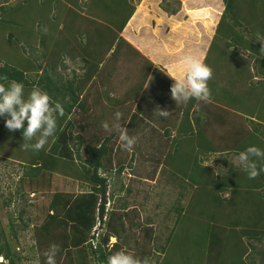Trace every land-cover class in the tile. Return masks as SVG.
I'll list each match as a JSON object with an SVG mask.
<instances>
[{"label":"trees","instance_id":"obj_1","mask_svg":"<svg viewBox=\"0 0 264 264\" xmlns=\"http://www.w3.org/2000/svg\"><path fill=\"white\" fill-rule=\"evenodd\" d=\"M7 1L0 0V14L7 15L9 11L13 16L17 13L25 14L24 25L28 28H25V33L16 31L14 35L9 34L8 39L12 38L18 43L13 50L5 47L0 51V75L7 77V80H0V83L21 82L25 95L33 89H40L50 96L53 104L60 103L64 110L63 116L57 118L55 135L49 138L44 149L32 154L35 158L26 160L25 166L29 171L20 179L18 189L22 190L20 193L22 197L33 192L36 197H42L47 193L46 199L49 198V202L42 206L39 205V201L41 203L39 198H35L36 202L31 203L38 216H31L30 221L38 223H35L33 229L36 235L40 236L34 245L36 248L38 245L41 251L43 247L46 251L50 245H57L59 252L56 259L64 256L69 264H107L109 256L125 252L126 245L122 240V233L125 234L126 228L130 230L128 222L131 226L136 225L133 219L139 212L138 209H131L115 214L119 220V227L116 228L112 225L114 213L105 211L106 195L110 197L115 190L110 184L111 189L107 194V178L102 176L103 173L100 171L107 172L106 163L112 164L108 142L118 132L114 131L112 136H109V132L101 129L103 132L99 130V133H103L104 136L101 144L93 145L89 142L83 147L82 155L78 148L73 154L70 142L71 128L64 124L70 111L85 109L84 115L87 121L92 123V128L99 127L98 124L104 116L93 110L96 106L105 110L113 108V111L108 113L110 120L115 118L117 112L121 116L129 114L154 66L121 34L135 7L130 3L131 0H20L22 4L9 9ZM37 25L47 29L46 39L36 33ZM215 35L223 39L224 45L212 41L202 59V62L212 69V78L208 81L210 100L183 102L179 108L181 111L178 114L179 121L174 129L176 134H172L166 127L153 135L155 139L163 137L165 140V146L161 149L163 153L154 156L152 168H144L142 165V170L132 175L143 174L152 178L158 163L163 166L160 168L163 169L161 174L165 175L169 170L168 166L177 167L178 162L183 159L191 166V160L200 151L204 157L201 159L205 160H208L211 154L222 155L218 159L227 164L228 170L224 175H217L214 183L221 187L222 191L224 186L229 189L231 193L229 206L239 205L234 198L244 191L252 194L245 202V207L243 205L241 209V204L236 209L241 213L235 210L234 216H231L232 213L220 215L225 225L218 224L216 214L219 213L217 204L220 202L213 198L219 194L212 196L213 186L207 185L205 179L207 178L205 176H208V172L206 173L208 169L201 166L199 172L194 169L192 173L191 170L186 171L189 175V181H186L188 184L185 181L171 184L172 194L175 190L177 192L176 195H170L168 199L170 205L166 206V213L161 219L166 222L167 227V222H171L174 230L177 223L186 215H196L199 212L197 219L201 220L200 227L199 224L195 226L196 218L193 217L186 224L187 228L196 229L192 233L173 237L180 245L187 241L189 246L199 242L204 247L198 259L193 258L192 250L185 264H255L252 259L254 248H252L254 252L250 254L251 260L246 259L248 252L246 238L255 239L256 242L264 241V171L255 179H249L245 172L239 167H234L224 157L236 156L250 145L264 149V114L258 110L257 103L261 100V92H264V82L255 86L236 82L234 85L236 88H231V71L223 60L231 44L254 52L257 54L253 65L254 75L246 64L249 61H242L235 71L244 75L245 81L251 76L260 79L264 77V45L257 44L259 39L264 41V0H224ZM66 60L73 66L78 64V68L70 69L66 65ZM115 74L121 78L112 81ZM238 88L241 90L237 91ZM245 88L248 90L247 94ZM83 90L85 93L80 98ZM244 96L249 98L250 103L245 101L243 107L236 108L234 104ZM227 98L231 104L225 103ZM89 106L92 107L91 111H87L91 109ZM125 107L128 108L126 112ZM175 111L174 109V114H177ZM98 116L102 119L98 120ZM5 119L6 116L0 117V133L2 136H10V130L5 127ZM84 133H87L86 130ZM136 150L140 152L139 148H134V151ZM257 166L258 168L264 166V161H258ZM124 168L122 164L114 168V173L118 175ZM131 171L134 172L133 169ZM169 171L174 173V170ZM175 171H178V167ZM31 177L34 180L29 182ZM76 182L84 183L88 189L75 192ZM27 183L28 186L21 188V184ZM53 184L56 187L55 191L50 189ZM63 186L71 193L59 190L63 189ZM117 186V191L121 192L123 183L120 182ZM187 186L196 192L204 193L201 197L203 200L200 201L203 205L196 210L189 205L182 214L184 207L181 201L184 199ZM123 208L125 209V206ZM207 209L210 215L205 218L203 214ZM22 213L23 210L20 211V214ZM104 214L107 217L104 225L109 230L106 228L105 232L100 233L98 241L93 246L89 241L94 237L93 227L97 218L103 222ZM125 219L127 226L124 223ZM227 225L230 227L227 228ZM152 233V227H146L144 230L143 250L141 255H136L140 264H158L152 259L156 255L150 242ZM111 235L116 237V242L108 247L106 243ZM171 235L173 234L169 232L170 242L173 241ZM125 236L128 237L127 234ZM244 237L246 238L243 239ZM165 248L166 245L161 246L160 251L164 252L167 249ZM10 253L7 243L0 245V256L13 264ZM260 255L263 259L264 251L260 252ZM40 257L45 264L42 252Z\"/></svg>","mask_w":264,"mask_h":264},{"label":"rangeland","instance_id":"obj_2","mask_svg":"<svg viewBox=\"0 0 264 264\" xmlns=\"http://www.w3.org/2000/svg\"><path fill=\"white\" fill-rule=\"evenodd\" d=\"M130 3L134 5L137 16L134 15L133 18L130 19L129 26H131V24L133 23V25L137 28V33L136 34L127 33V34H124V37L125 38L127 37L132 43L136 44L142 51L145 50L146 46H147L146 47L147 50L151 49L152 47L154 48L158 40H161L163 44H165L166 46L165 49L168 52H170L172 50H169L167 48L168 46L174 43L175 44L179 43V45L177 46L178 48L181 45L180 41H182L183 46L181 47L183 48L182 54H184V57L187 55L194 56L195 54H197L199 58H202L206 49L209 47L212 41H214L215 43L217 42L220 45H224L223 39L215 35L216 25L218 24L220 14L223 10L224 0H131ZM18 4H22V2L18 0V1H15L13 4H9V1H7L6 3L7 6H10L9 9H11L13 6H16ZM9 9L7 8L8 11ZM155 9L157 10V13H158V10H164L165 13H167L170 16L172 15L171 11L174 12L176 10L174 12L175 16L173 18L168 16L167 14L163 15V19H165V23L167 22L168 24H172L174 22L173 26L176 28L174 29L173 33L166 35L167 32L151 24L152 20L153 21L158 20L157 16H155ZM186 9H188V13H185ZM167 11H169L170 13H168ZM0 20H1L0 21V51L5 47H8L13 50L18 45V43L12 38L8 39L9 34L14 35L16 31L25 33V28H28L27 26L24 25L25 24V14L17 13L15 14V16H13L9 11V14L7 15L0 14ZM179 22H185V23L177 27ZM61 26L62 25L60 24L59 27ZM163 26H165V24ZM128 29L129 27L126 29V31ZM190 32H192V34H188ZM36 33L38 35H42L41 38L46 39L47 29L44 27H39L37 25ZM257 44L259 46L264 45V41L262 39H259ZM195 45H198V46L194 48ZM196 49H199V50H196ZM225 55H226V58L223 61L227 67L229 66L228 68L231 71V80H230L231 81L230 84L232 85L231 88L232 87H234V89L236 88V86H234L236 85L235 84L236 82H244L245 84L247 83L248 86L261 85L264 82V77L260 79L259 77H252V76L246 79L245 81L244 75H241L237 73V71H235L242 61H247V62L249 61L246 64L251 74L254 75L255 70L253 69V65L257 57L256 53L246 51L243 48L236 47L233 44H231L229 46V50L225 52ZM66 62H68V60H66ZM72 68H75V69L78 68V64H76ZM158 77L159 76L155 73L154 77H152V80L157 79ZM257 82H260V83H257ZM217 85H219L218 82H217ZM171 87L172 85L168 84V80H166L165 84L162 85L161 90H159L158 92H161V95L168 93L167 96L172 98ZM240 90L241 89L237 91H240ZM247 92L248 90L246 89V94ZM153 95H154V92H153ZM157 95L158 94L156 93L155 96ZM254 96H256V92L254 93ZM261 96H262L261 100L260 101L258 100L257 102L258 110L260 111V113L264 114V92H261ZM244 98H242L240 101L238 100L234 104L236 108L240 106L243 107V105H245L244 104L245 101L247 103L248 102L250 103V100L248 97L244 96ZM225 103L231 104L229 98L225 100ZM177 105L179 108L180 104H177ZM175 107H176V104L172 106L173 109L171 111V116L174 114V109H176ZM26 123L27 122H25V126H26ZM156 131L161 132L163 130L161 131L156 130ZM171 131H172V134H176V130L173 129ZM10 132H11L10 136L8 135L2 136L0 133V245L3 243L8 244L10 251H11L10 254L13 260V264H43L40 254L41 252L44 254L45 247H43L41 251L38 245H37V248L34 245V244H37V239H39L40 236H37L36 232L33 229V226L35 227V223L37 222L34 220L30 221L31 216L32 217L38 216V213L36 212L34 207L31 205V203L33 201L36 202L35 198H39L41 200V203L39 201V205L42 206L46 204L47 202H49V198L46 199L47 193H45L44 196L41 195L42 197H36V195L31 197V195L28 196L27 194H25L24 197H22L20 195V193L22 192V190L18 189L20 186V179L23 177L25 172L29 171L27 167L25 166L26 160L29 161L30 158H35V156L32 155L33 153H35V151L24 149L23 144L25 142H23L22 130H16V131H10ZM153 135L154 134L151 133L149 130H146V131L140 130V133L138 134V136L135 135L136 143L131 149L132 152L134 148L146 150V147H148L146 143H151L152 141L154 142L149 145V150H151L150 152H152L150 153V155L145 154L144 157L142 158L141 157L142 153L138 152L137 150L134 151L135 155L133 157L135 160H132V162L130 163V166H131L130 168L134 170V172L132 173H139V171L142 170L141 169L142 165L145 163H147V166H149V168H152L153 162H154V156L155 155L159 156V153L162 152L161 149L163 146H165V140L163 139V137L158 138L160 140L156 138L158 141V144H157L156 139L154 138L155 136L153 137ZM74 143H75V139H74ZM110 147H111V144L109 145L108 148ZM196 154H197L195 155L196 158L194 157L191 160L192 161L191 166L188 164V161H186L185 159L178 162L177 172L175 171L177 167L168 166L167 169L174 170V173H170V171L167 170L165 175L161 174L163 169H160V168L163 166L158 163L156 165V171L153 177L150 180H148L149 182L141 181V176L137 175L138 177L136 178V175L134 176L130 175L129 170H126V172H123V173L121 172L118 175L114 173L115 172L114 168H118L122 164L126 166L127 158L125 156H123L124 159H121L118 162L112 160V164L110 162L106 163L109 173L115 176L114 179H108L110 183L114 182L112 184V187H114L115 192L110 197L106 195L107 201L105 203L106 210L109 211L110 213L111 212L114 213L113 214L114 224L112 225L116 226V228L119 227L118 226L119 220L116 218L115 214L120 213V212L122 213L123 206H125V210L128 209V207L126 206V203H128L129 207L137 206L138 208H141V206H145L146 210L144 212H146V220H150L151 215H152L153 218L155 219L154 220V224L156 226L155 228L158 231H160L161 229L160 224H161L162 231L165 233V234L162 233V236L161 235L155 236L154 237L155 240L150 241L153 244V248H154L153 251L156 253V255L152 257V259H154L158 264H185V261L187 262L186 259L191 254L190 252L192 250L194 251L193 258L198 259L201 251H203L204 249V247H202L199 244V242L195 244L192 243L189 246V242L185 241L183 245H180V244H177V242L175 241V238H173L175 236L182 235L185 233H192L196 229L198 224L200 227L202 223H201V220L198 221L199 212H197L196 215L195 214L186 215L181 221L177 223L174 230H172L173 226L171 222H167L168 227L166 226L165 221L163 223L161 222V218L163 219V216L166 213V206L170 205V201L168 200L170 198V195L172 196L176 195V192H177L175 190V193L172 194L171 184L172 183L179 184L180 182L183 183L184 181L188 182L189 175L186 172L187 170H191L190 173H192L193 169L196 172H199L198 170L201 169V166L202 167L204 166L205 168L208 169L206 172L208 171L212 172L214 179L216 178L214 173L220 176V175H224L226 171L228 170L227 164L222 163L221 160L218 159L222 155H217V154L212 155L211 154V156L209 155L208 160H205V159H201V158H204L202 156L203 154L202 151H200L199 154L198 153ZM224 158L228 162H230V160H234L235 156L229 155V156H225ZM27 165H29V163ZM129 177H132L131 181L128 180ZM33 180L34 179L32 177L29 178V182ZM120 182L123 183V189H125L126 185H128L127 188L130 189V192L129 191L127 192L126 190H123L122 192H118L117 185ZM22 186H28V183L26 185L21 184V188ZM62 188L63 189L60 188L59 190L63 192L65 191L67 193H71L70 190L67 189V187L63 186ZM50 189L54 191L56 190V187L54 186V184L52 185ZM87 189L88 187L84 183L76 182L74 184V191L77 193L83 192L84 190H87ZM108 189L110 192L111 187H109ZM226 190L228 191L227 188ZM227 191H225L226 194L219 193V196L214 198L216 201L220 202L217 204V207H218L217 210H219V213L216 214L217 219H219L218 221L219 225H225V221L224 220L222 221L221 216H224V214H230V213H232L231 214L232 216L233 212H235V210L238 208L234 204L229 206V203L231 202L230 201L231 193ZM119 193H123V194H121L120 196H115L116 194H119ZM188 194L181 201V205H183L184 207L182 214L185 213V209H187L189 205H190V208H192L193 210L199 209V207H202L203 205V202H200V201L203 200L201 199V197L204 196L203 195L204 193L202 194V192H199V191L196 192L195 190L192 189V190H189ZM251 195H252L251 193L244 191L243 194H241L240 198L238 196H235L234 199L240 203L239 206L242 204L241 206V209H242L243 205L245 207V204H246L245 202L250 198ZM189 201L191 202L189 203ZM162 205L164 206L165 209H163ZM229 209H231V211H229ZM21 210H23L22 214H20ZM238 213H241V211H238ZM207 215L208 216L210 215L208 209L205 210L203 216L205 218H208ZM234 215H236V213ZM193 217L196 218L195 223H194L196 227L193 229L187 228L186 223L189 221V219ZM225 218L230 219V217H225ZM106 219L105 220L102 219V220L106 221ZM24 221L26 222L25 225L23 224ZM124 223L127 226L126 219L124 220ZM23 226H27V227L24 228ZM103 226H104L103 227L104 231L102 232H105L107 226L106 225H103ZM229 227L230 226L227 225V228ZM126 229L127 230L125 234H127L128 237L125 236L124 232L122 233V240L124 241L126 245V246L124 245L125 252L133 255L136 258L139 255L138 250L142 248V244L144 242L143 239H145V236H142L141 233L138 235V232H141V231L135 228V226H133V228L130 230L128 228ZM107 230L109 229L107 228ZM154 232L156 233L157 231L154 230ZM169 232L173 234L171 235L173 238L172 242L169 241L170 237H168L167 235ZM245 238L246 237H244L243 239ZM246 239L248 241L247 242L248 252H247L246 259L249 258L251 260L250 254L253 251L252 248H254L255 253H252V259L254 260L255 264H259V263L264 264V258L262 259L260 255V252L264 251V241L256 242L255 239H248V238ZM108 241H109V238H108ZM165 244H166L167 249L165 248L166 250L164 251V253H160L161 252L160 247L164 246ZM184 247H187V248L184 249ZM132 250H135L136 252H133L134 253L133 254ZM1 261H3L4 264H10L8 260L3 259L0 256V262ZM56 261H57V264H62V262L63 264H69V262L66 260L64 256L61 257L60 259H56ZM94 264H98V263H94Z\"/></svg>","mask_w":264,"mask_h":264},{"label":"crops","instance_id":"obj_3","mask_svg":"<svg viewBox=\"0 0 264 264\" xmlns=\"http://www.w3.org/2000/svg\"><path fill=\"white\" fill-rule=\"evenodd\" d=\"M8 1H9V4H13L15 1H18V0H8ZM167 12L170 13L169 11H167ZM174 12L171 11L172 15L170 16L167 13H165L164 10H158V13H157V10L155 9V16H157V19L158 20L160 19V20H159V22H158V20H156V21L152 20L153 23L151 22V24H153L155 27H158L159 29H162L163 31L167 32L166 35H168L170 33H173L174 29L176 28V27L173 26L174 22L172 24H168L167 22L165 23V19H163V15L167 14L168 16L173 18L175 16ZM185 13H188V9H186ZM134 15L137 16L135 11L132 14V16L130 17V19H132ZM130 19L127 22L125 28L123 29V31L121 33L122 37H124V34H127V33H130V34H134V33L136 34L137 33V28L133 25V23L131 24V26H129L130 25ZM184 23L185 22H179L177 27H179L180 25H182ZM137 24H138V22H137ZM164 24H165V26H163ZM128 27H129V29L126 31V29ZM191 30H193V29H191ZM188 34H192V32H190ZM125 39L133 47H135L140 53H142L143 56L147 57L153 63L154 66L152 67L150 75L148 76V79L146 81L144 89L140 93V95H139L138 99L136 100L135 104L133 105L132 109L129 111V114L127 116H122L121 121H120L122 127L125 128L124 130L128 133L129 136L134 137V138H135V135L138 136V134L140 133V130H145V131L149 130L151 133L154 134L155 132H157L156 130H160L161 131V130H163L166 127H168L171 130L175 129L177 127V124H178V121H179V115L178 114L181 112L179 108L183 104V102H178L177 103L176 101L172 100V98L167 96L168 93H165V94L161 95V92H158V91L161 90L162 85L165 84L166 80H168V84H171V85L174 84V82H175L174 78H172L170 75L179 77L185 71V66L183 64L184 54H182V49L183 48L181 47V46H183L182 45V41H180L181 45L178 48H177V46L179 45V43H177V44L174 43L175 45L171 44L170 46H168L167 48L169 50H172V51L168 52L165 49L166 48L165 44H163V42L161 40H158V42L155 44L154 48L153 47L151 48L152 50L151 49L147 50V48H146L147 46H146L145 50L142 51L136 44L132 43L127 37ZM196 46H198V45H195L194 48ZM196 50H199V49H196ZM194 56L197 57L198 59H200L201 61H202V59L204 57V55H203L202 58H199L197 56V54H195ZM66 65H68V67L70 69L75 66V65L73 66V64L70 61H68ZM155 73L159 77L157 79L152 80V77H154ZM120 78H121L120 75H116L115 74L114 77L112 76L111 80L112 81H117ZM153 92H154V95H153ZM84 93H85V90H83L80 93V98L84 95ZM156 93L158 94L157 96H155ZM92 104L93 103L91 102V106H92ZM104 104H106V102H104ZM175 104H176V107H175L176 111L175 112L177 114H173L171 116V111L173 109L172 106L175 105ZM177 104H180L179 108H178ZM91 106H89L91 109L87 110V111H91L92 110ZM127 109L128 108L125 107L124 112H126ZM93 110L97 114H102L104 116L103 120L98 124L99 127L96 126L95 128H92V126H93L92 123L88 122L87 119H86V116L84 115V113L86 112L85 109H83V110H72V111H70V114L67 116V120L65 121L64 126H70V128H71L70 142L72 143L73 154H75V149L78 148L79 149V153L82 155L81 152L83 151V147L85 145H87L89 142L91 144H93V145L101 144L102 141H103L104 136H103V133L102 134L99 133V130H101V129L105 130L102 127V125L105 122H107L111 126L112 124L117 122L115 120V118L113 120L109 119L108 113L113 111V108H108V110L107 109L105 110V109H103V107L98 108L96 106V107L93 108ZM161 110L167 111L169 113L166 118H163V117L160 116L159 113H160ZM106 115H108V117ZM105 117H107V118L105 119ZM101 119H102V117L98 116V120H101ZM68 123H70V125ZM85 130H86L87 133H84ZM114 131L115 130L109 132L108 133L109 136H112ZM107 132L108 131H106V133ZM74 139H75V143H74ZM84 141H86V142H84ZM79 142H80V144H79ZM153 142L154 141H152L151 143H153ZM151 143H146V145L148 147H146V150H143V149L141 150L140 149V152L142 154H148V153L150 154L151 150H149V145ZM110 144H111V147L109 149H111L112 160L118 162L119 160L124 159L123 156H125L127 158V162H126L125 168L121 172L123 173V172H126V170H129L130 175H132L133 174L132 171H131L132 168H129V166H130V163L132 162V160H135L134 157H133L135 155L134 154V150L132 152V150H124L121 147V141L119 140V133H116L114 135V137L108 142V145H110ZM112 160H111V162H112ZM123 161H125V160H123ZM143 165H144L143 166L144 168L147 167L148 169H150L149 166H147V163H145ZM100 172H102L106 176L107 179H114V177H115V176L111 175L109 172H106V171H103V170H101ZM207 175L208 176H205V177H207V178H205L206 182H207V185L211 184V186H213L212 189H211L212 196L214 197V194H219V193L226 194V192H225V191H227L226 188H225L226 186L223 187L224 190L222 191V188L221 187H217L216 184L214 183L215 179L213 177L212 172L208 171ZM214 175H215V177H217L218 174L214 173ZM137 177L138 176H136V178ZM131 178L132 177H129L128 180L131 181ZM150 179L151 178H149L147 175L141 174V181L149 182L148 180H150ZM113 183L114 182L110 183V181H109V184L112 185ZM127 187H128V185H126L125 189H122V191L126 190L127 192L128 191L130 192V189H128ZM189 190H192V188L187 186L185 188L183 197L187 196ZM227 192H230L229 189H228ZM121 194H123V193L116 194L115 196H120ZM238 197L240 198L241 195H239ZM126 206L128 207V209H126L127 211L131 210V209H138L139 210L138 215L133 219V222H136V225H132L131 226L129 224V222H128L130 229H132L133 226H135V228H137L138 230L141 231V232H138V235L141 233L142 236H145L144 230L146 229V227H152V230H153V233L151 235V239L152 240H155L154 236H156V235L157 236H159V235L162 236V233H164L162 231V225L160 224L161 229H160V231H158L155 228L156 227L155 224H154V220L155 219L152 218V215H151L152 220L151 219L150 220H146V212H144L146 210L145 206H141V208H138L137 206L129 207L128 203H126ZM237 207H239V205H237ZM126 210L124 209L123 211H126ZM161 222H164V220L161 219ZM154 230H156L157 232L155 233ZM167 235H169V233ZM111 237H112L111 238L112 240L116 241V237L115 236L112 235Z\"/></svg>","mask_w":264,"mask_h":264},{"label":"clouds","instance_id":"obj_4","mask_svg":"<svg viewBox=\"0 0 264 264\" xmlns=\"http://www.w3.org/2000/svg\"><path fill=\"white\" fill-rule=\"evenodd\" d=\"M183 64L185 71L181 76L170 75L175 81L171 87L172 98L177 103L189 100L208 102L211 98L208 81L212 78V69L192 55L185 56ZM0 80H7V77L0 75ZM63 114L62 105L60 103L53 104L50 96L40 89H33L25 95L24 85L21 82L9 81L7 84L0 83V117L6 116L5 127L8 130H22L25 150L38 152L44 149L49 142V138L53 137L57 131V118L62 117ZM159 114L161 117L166 118L169 113L161 110ZM121 118V114L117 112L115 114L117 122L111 126L105 122L102 127L108 132L113 130L118 132L121 147L124 150H131L136 143V139L129 136L124 130L125 128L120 123ZM25 121L27 122L26 126ZM258 161H264V149L255 145L248 146L245 150L236 154L234 160H230L232 165L239 167L247 174L249 179H255L260 172L264 171V166L258 168ZM102 176L105 175L102 174ZM110 186L108 182L107 194ZM27 195L32 197L35 194L31 192ZM105 211H107L106 208ZM103 219H106V214L103 215ZM104 222L101 223L100 218H97L92 230L94 237L89 239L93 246L98 241L100 233L104 231ZM111 236L106 243L108 247H111L116 242L111 239ZM141 250L143 249L138 250L139 255H141ZM58 252L59 247L57 245H50L43 254L45 264H57L56 256ZM133 252L136 251L132 250ZM107 264H140V261L129 253L118 252L108 257Z\"/></svg>","mask_w":264,"mask_h":264}]
</instances>
